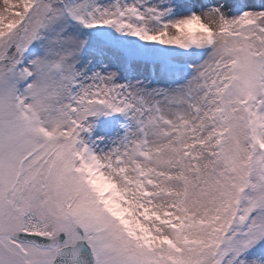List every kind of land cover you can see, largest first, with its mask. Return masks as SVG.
<instances>
[{
	"label": "snow or ice",
	"instance_id": "6c2138e0",
	"mask_svg": "<svg viewBox=\"0 0 264 264\" xmlns=\"http://www.w3.org/2000/svg\"><path fill=\"white\" fill-rule=\"evenodd\" d=\"M0 264H264V0H0Z\"/></svg>",
	"mask_w": 264,
	"mask_h": 264
}]
</instances>
